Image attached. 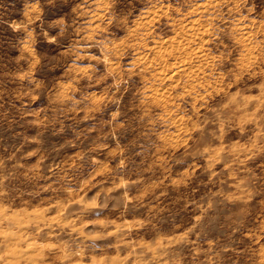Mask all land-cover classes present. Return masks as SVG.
<instances>
[{
    "label": "clouds",
    "instance_id": "obj_1",
    "mask_svg": "<svg viewBox=\"0 0 264 264\" xmlns=\"http://www.w3.org/2000/svg\"><path fill=\"white\" fill-rule=\"evenodd\" d=\"M0 94V264H264V0H0Z\"/></svg>",
    "mask_w": 264,
    "mask_h": 264
},
{
    "label": "rangeland",
    "instance_id": "obj_2",
    "mask_svg": "<svg viewBox=\"0 0 264 264\" xmlns=\"http://www.w3.org/2000/svg\"><path fill=\"white\" fill-rule=\"evenodd\" d=\"M17 7H19V5H17ZM257 7L258 8L260 7V0H257ZM0 102L3 103L4 108H7V96L6 95L0 94ZM2 110L3 109H0V111H2ZM0 137L4 138V143L8 142L9 132L6 130V125L3 127H0ZM68 154L74 155L73 152H69ZM95 190H96L95 188H91L88 191V194L91 195L93 192H95Z\"/></svg>",
    "mask_w": 264,
    "mask_h": 264
}]
</instances>
